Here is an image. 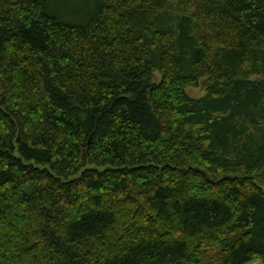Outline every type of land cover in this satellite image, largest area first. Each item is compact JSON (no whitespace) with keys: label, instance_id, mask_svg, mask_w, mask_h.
<instances>
[{"label":"trees","instance_id":"1","mask_svg":"<svg viewBox=\"0 0 264 264\" xmlns=\"http://www.w3.org/2000/svg\"><path fill=\"white\" fill-rule=\"evenodd\" d=\"M255 261L264 0H0V264Z\"/></svg>","mask_w":264,"mask_h":264},{"label":"rangeland","instance_id":"2","mask_svg":"<svg viewBox=\"0 0 264 264\" xmlns=\"http://www.w3.org/2000/svg\"><path fill=\"white\" fill-rule=\"evenodd\" d=\"M186 91L190 96L198 98V97L204 96L207 93V87L206 85L203 86L199 84L198 87H187Z\"/></svg>","mask_w":264,"mask_h":264},{"label":"water","instance_id":"3","mask_svg":"<svg viewBox=\"0 0 264 264\" xmlns=\"http://www.w3.org/2000/svg\"><path fill=\"white\" fill-rule=\"evenodd\" d=\"M208 80L207 79H205L204 81H203V83H202V85L203 86H205V85H208ZM250 264H264L262 261H255V262H253V263H250Z\"/></svg>","mask_w":264,"mask_h":264},{"label":"bare ground","instance_id":"4","mask_svg":"<svg viewBox=\"0 0 264 264\" xmlns=\"http://www.w3.org/2000/svg\"><path fill=\"white\" fill-rule=\"evenodd\" d=\"M205 79H203V81H204ZM203 81H202V83H203ZM202 83H201V85H202ZM208 85H206V87H207Z\"/></svg>","mask_w":264,"mask_h":264}]
</instances>
